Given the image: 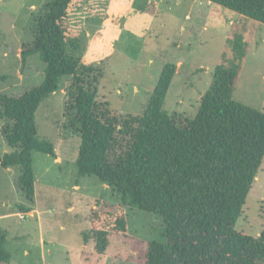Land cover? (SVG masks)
<instances>
[{"label": "trees", "instance_id": "16d2710c", "mask_svg": "<svg viewBox=\"0 0 264 264\" xmlns=\"http://www.w3.org/2000/svg\"><path fill=\"white\" fill-rule=\"evenodd\" d=\"M207 1L264 25V0ZM80 6L81 0H47L36 19L21 58L39 52L43 80L21 95L0 93V119L11 122L2 134L12 147L0 154V168L19 167V187L32 201V153L56 155L53 143L37 135L35 111L68 78L64 116L80 136L76 175L94 176L120 197L115 211H91L92 232L83 242L93 238L102 254L109 231L127 230L125 206L132 205L163 223L161 238L147 244V264L264 263V223L257 236L235 228L264 156V112L232 98L247 52L243 36L231 41V57L221 55L193 117L162 108L177 67L167 62L142 114L121 118L98 93L104 60L81 59L80 24L72 18ZM5 244L0 228V264L10 259Z\"/></svg>", "mask_w": 264, "mask_h": 264}, {"label": "rangeland", "instance_id": "374dc122", "mask_svg": "<svg viewBox=\"0 0 264 264\" xmlns=\"http://www.w3.org/2000/svg\"><path fill=\"white\" fill-rule=\"evenodd\" d=\"M46 1L0 0V93L21 95L43 80L39 52L23 62L21 51L33 41ZM153 1L117 0V33L109 29L113 34L106 42L109 54L105 59L90 58L92 63L104 60L98 93L107 105L121 118L141 115L162 66L173 62L176 72L162 108L168 114L193 117L210 86L213 68L222 62L224 52L232 56L231 41L242 35L247 52L232 98L264 112V25L207 0ZM109 4L110 0H81L80 11L72 14L80 24L81 59ZM69 83L63 77L60 87L35 111L37 135L53 143L56 155L32 153V201L19 187V167L0 168V228L8 264H147V244L161 238L163 223L135 206H125L127 230L109 231L102 254L96 252L93 238L82 240L84 232L88 236L92 232L91 211H115L120 197L96 177L76 175L80 136L64 116ZM9 125V120L0 119V154L12 149L2 134ZM263 223L264 156L235 228L257 236Z\"/></svg>", "mask_w": 264, "mask_h": 264}, {"label": "crops", "instance_id": "0c3cea01", "mask_svg": "<svg viewBox=\"0 0 264 264\" xmlns=\"http://www.w3.org/2000/svg\"><path fill=\"white\" fill-rule=\"evenodd\" d=\"M150 3H153V0H149ZM131 4V3H130ZM130 4H127V8L130 9ZM214 5V4H213ZM114 7V8H113ZM120 10L117 4V0H110L109 7L107 6L105 11V19L101 22V25L95 29L92 33L89 44L82 55V61L84 63H91V57H95L98 59H105L109 53L108 48L106 46V42L113 34L117 33L116 28L114 27L117 21H115V10ZM246 21V20H245ZM109 29H114V33L112 34ZM112 34V35H111ZM107 48V49H106ZM106 49V50H104Z\"/></svg>", "mask_w": 264, "mask_h": 264}]
</instances>
